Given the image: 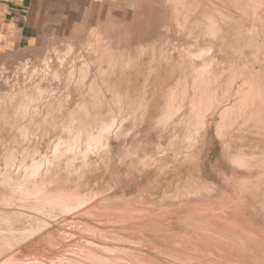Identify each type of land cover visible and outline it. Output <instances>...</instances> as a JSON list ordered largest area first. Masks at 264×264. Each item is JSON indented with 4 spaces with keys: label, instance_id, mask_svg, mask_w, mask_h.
<instances>
[{
    "label": "bare ground",
    "instance_id": "obj_1",
    "mask_svg": "<svg viewBox=\"0 0 264 264\" xmlns=\"http://www.w3.org/2000/svg\"><path fill=\"white\" fill-rule=\"evenodd\" d=\"M180 1L188 17L199 18L194 21L200 27L205 25L203 20L209 19L211 25L232 24L248 16L240 4L246 0ZM252 1L256 10L264 12V0ZM173 21L176 26L177 20ZM199 29L200 33L205 30ZM215 30L213 36L218 34ZM229 32L238 36L234 40L237 51L262 48L250 31L232 27ZM196 40L178 41L168 55L159 53L160 48L156 53L145 52L143 48L152 43L141 46L143 52L138 55L124 54V50L108 54L101 47L107 43H97L105 52L100 60L104 67L97 64L93 80L85 85L95 96L102 91L97 84L101 79L112 98L88 100L81 93L61 104L64 100L60 101L63 98L57 97L59 92L52 86L31 115L25 108L20 112L16 101L12 104L17 134L23 143L32 144L27 154L23 152L26 156L17 175L23 177L33 170L32 177L40 175L41 184L74 174L87 179L74 186L50 185L47 190L36 186L33 191L40 203L61 208L63 222L79 224L88 216L84 225L102 234V243L90 239L87 246H78L89 256L81 264H264V53H242V66L237 53L218 51L206 57V39ZM213 42L207 51L217 46ZM93 45L89 44L94 50ZM223 46L220 50L227 48ZM239 82L236 96L228 100ZM39 85L29 89L42 91ZM33 128L45 133L34 140ZM66 197L75 202L65 204ZM100 203L114 207L98 214ZM69 206L78 207L76 216L65 212ZM51 237L52 233L45 234L42 239ZM111 241L133 247L111 248Z\"/></svg>",
    "mask_w": 264,
    "mask_h": 264
},
{
    "label": "rangeland",
    "instance_id": "obj_2",
    "mask_svg": "<svg viewBox=\"0 0 264 264\" xmlns=\"http://www.w3.org/2000/svg\"><path fill=\"white\" fill-rule=\"evenodd\" d=\"M165 1L166 0H122L120 5L119 4L115 5L114 3L112 5H107L106 7L101 6L99 8H96L95 10H92L91 14H89L86 18L81 20V23L79 25L69 24L63 27L55 26L56 32L54 34H50L49 39L45 42H42L43 46H41L40 48L31 50L26 55H23V56H8V57L1 58V62H0L1 63L0 64V115H1L0 116V133H1L0 134V157H1L0 158V171H1L0 176L2 175L3 177H0V217H2L0 218L1 220L0 221V241H1L0 242V264H11V263L12 264H72L70 262H73L74 264H81L79 261H85L86 259H89V256L87 257L86 256L87 254L85 252L83 253L82 251H80L78 249V246H87L88 241L90 239L96 240L98 242H101L100 240L103 239L101 237L102 234L96 233L95 231L92 232L88 230L87 226L84 225L83 221L86 220L88 216H85L83 218L84 220L80 219L78 222L79 224H75L71 222H63V214L59 206L57 207L51 204H43L42 202L40 203V201H38L36 197H34V194H33L34 193L33 191L36 188V186L41 187V188L43 187L46 190L54 188L56 186L58 187L59 185H63L67 187L72 184V186H74L79 183L86 182L87 179L85 177H82V176L79 177L78 175L74 174L70 177V179H65V180H61L58 182L53 181V182H48L46 184H41L40 175L38 176L35 175L34 177H32L33 175H31V173H33V170L29 171L28 175L26 176L24 175L23 177H20L17 175L16 173L17 168L18 166L21 165L24 157L26 156L27 148H29V146L32 144H30L27 141L23 143L21 136L17 134L18 127L14 126V119H15L14 110L15 109L11 108L14 101L17 102L16 104H18L20 112H23V109L25 108L24 112L26 110L27 115H31L35 106H37L41 102L42 99H44L51 93L49 91H51L50 87L52 86H53L52 90L54 89L55 91L59 92L57 97H59V99L63 98V99H60V101L64 100L62 103L60 102L61 104H64L65 101H67V99L71 97L72 99H77V97L79 98V95L81 93L84 95V97L86 96L88 100L99 99V100L107 101V99L112 98L113 96L109 93H106L107 91L103 87L104 83H106L105 81L103 83L101 79L98 80L97 84L98 86H100L99 90L102 89V91H99V93L95 94V96L93 94L90 95L87 92L89 91V88L86 87L85 85V84L89 85V83L93 80V73L95 70H97L99 67L101 68L104 67V64H102L103 63L102 55L105 52L106 53L109 52L108 54H112V53L115 54L117 52L119 54L120 53L123 54V52H121L120 50L122 51L124 50V54L134 53L138 55L137 53L141 54L143 52V49L145 52L148 51V53H156L154 51H157L158 48H160L158 50V52L160 51L159 53L164 52L163 54H165L167 52L168 54H170L173 52L172 47H174V45L178 41L180 40L182 41L188 38L189 40L192 39V41H195L196 38L198 39L200 37V38H205L207 41L205 50H203L204 55L205 54L207 55L208 53V56L206 57H210L209 55H211V53L213 52L215 53L218 51H221V52L229 51L230 53H237L241 55L237 57V60L239 58V64L241 62L240 65L243 66L245 61H244V57L242 56V53H249L250 55L254 54L255 52L264 53V12H262L261 9L256 10L254 7L255 3L253 1L251 2V0H246L245 2H240V4H243L245 6L244 8L248 15L246 18L244 19L238 18L239 21L238 19H235L236 21L234 20V23L232 24L229 23L230 25L228 23L224 24L221 22H219L217 25H211L208 23L209 19L205 20L206 23L203 20L202 23L205 24V25L202 24L203 27L202 26L200 27L197 25V23H195V21L197 22V19H199L198 17L197 18L188 17L189 15H187L185 9L183 8L184 1L174 0L175 1L174 2L172 0L171 2V0H167L168 4ZM171 3L172 4L174 3L175 5H172ZM177 4L178 5L180 4L179 7H182L183 10L178 8ZM175 9H178V11ZM176 11L177 13L180 12L181 14L180 13L177 14ZM173 20H175V22L177 20L176 26L174 25ZM182 20H184L183 21L184 23H182ZM243 22H246V23H243ZM195 25H197V27ZM189 26L193 28H190ZM194 26L198 30H200L199 28L206 30L211 26L212 27V28L210 27V30L212 29L211 31L209 29L206 31L205 30L202 31L204 33L206 32L207 36L210 39L206 38L207 37L205 36L206 34L202 32L200 33V31L195 29ZM205 26H208V27H205ZM237 26H239L238 28L244 29L245 31H248V32L250 31L249 35L253 38H256L257 41L260 39L257 43L262 44V48L257 51L255 50L256 48H253V49L249 48V50L246 49V50L237 51L236 50L237 43L234 40L238 36L236 33L229 32V30L232 27L234 29H238ZM164 27H166L167 29L169 28L167 30L169 33L165 30L166 28ZM184 27L185 29L190 28L191 32L189 30H184ZM178 29L179 31H177ZM180 29H183V30H180ZM215 29L216 30L218 29V34ZM192 30L193 31L195 30V32H192ZM213 30L216 31L215 35H218V36L216 37L215 35L213 36L214 34ZM208 33H210L211 35H209ZM176 34H178V36ZM210 36H212L214 39H212V37ZM95 39L98 41L97 42L98 44L103 42L102 44L107 43L109 45L101 44L102 46L101 45L98 46ZM102 39L105 41H103ZM221 39H224V43L225 44L227 43L228 45L223 44V40ZM167 40H169L168 44H167ZM155 41H159V42H157L156 44ZM213 41L218 42V43H215L217 44V46L216 47L215 45L214 47L212 46V49H210L211 51L208 50L210 51L208 52L207 49L211 48V45H209V43L213 44L214 43ZM93 42L96 44L94 47V50L99 49L101 46L102 48H104V50L106 49L105 52L103 51L102 48H100L99 50L102 52H100L99 50L98 51L95 50V52L96 51L97 52L94 53V50H93L94 43ZM151 43L153 45L156 44L157 46L162 45V47H157L156 49L155 47L156 45L155 46L152 45L150 48H148L149 45L145 46L147 44L151 45ZM89 44L93 46H89ZM163 44H165L166 47ZM222 44L227 47L226 49L231 48L230 49L231 51L226 50V49L220 50V47L222 49V46H223ZM231 45L232 47L234 46L233 51H232V47H230ZM134 46L135 47L139 46V48L136 47L137 48L136 49ZM141 46L143 47L145 46L147 50H145L146 49L145 47L144 48L142 47L143 49H141ZM106 47L110 48L109 49L110 51H107L108 49ZM131 47H133L134 49ZM152 47L155 50H153ZM91 49L93 50V53ZM125 49H126V52H125ZM111 50L114 52H112ZM193 51H195V49H193ZM185 52H190V49H188V51L185 50ZM167 53L165 55H168ZM175 60L177 62L179 60L177 53L175 55ZM94 61L96 64L94 63ZM99 61L101 63H97ZM97 64L101 66L98 67ZM86 66L90 67V69L87 68ZM84 72H86L88 76H86V73ZM262 74L263 73H261V75ZM263 75L262 77L264 78ZM81 78L86 79V81L81 80ZM100 82L103 83V85ZM23 83H26V85ZM38 83H40L39 88H41L42 91H40L39 89L31 91L33 84H38ZM240 85H241V82H239V84L235 86V90L234 92L231 93L230 97L227 98L228 100L236 96V93L239 91ZM57 86L59 87V89ZM29 87L31 88L29 89ZM24 88L27 89L25 90L26 92L24 91ZM43 90H46V91H43ZM104 96L106 99L104 98ZM40 97H41V100H40ZM19 105H23V106H19ZM6 111H7L6 115L3 114V112H6ZM31 130L33 131L31 132H32V137L34 140L35 138L40 137L44 132L43 130L40 131L38 129L35 132L34 128ZM23 152L26 154H24ZM214 154H216V150L214 151ZM7 156L8 158L11 159L10 163L6 161ZM28 162L29 163L31 162V158H28ZM7 164L9 165V167H7ZM70 169L73 170V168H70ZM70 172H73V171H70ZM262 179L264 180V178ZM9 185L10 187H13V189H11ZM9 196L11 197V199L9 198ZM63 202H66L65 204L67 203L73 204L75 202V199L73 197H70V198L66 197V199L63 200ZM6 203H8L9 205H6ZM20 203L22 205H20ZM110 205L111 204H101L100 203L99 209L97 208L95 212L98 214L105 213L106 210H109L111 208V206L114 207L113 205L111 206ZM116 206L117 205H115V207ZM78 211L79 210L77 206H69L67 209H65L66 213L69 214L71 212L69 215L73 214V216H76L78 214ZM70 223H71V226H70ZM7 225L9 226L7 227ZM33 229L37 232V234L35 233ZM99 229H102V228L99 227ZM88 231H90L91 234ZM50 233H52L53 237L42 239L44 238L45 234H50ZM5 239L6 240L8 239V241H6ZM3 241L4 243H2ZM11 242L13 245L10 244ZM19 242H20V245H19ZM114 242L111 241V244H112L111 248L119 247V248L129 249V247H133L127 244L119 243L118 241H114ZM65 244H66V247L63 246ZM2 251H4V254H2ZM59 251L62 252L64 255L63 254H61V256L52 255V253H55V252L58 253ZM137 251L141 252L140 249ZM152 257L155 259H159L155 255H152ZM5 260H8L9 262Z\"/></svg>",
    "mask_w": 264,
    "mask_h": 264
},
{
    "label": "crops",
    "instance_id": "obj_3",
    "mask_svg": "<svg viewBox=\"0 0 264 264\" xmlns=\"http://www.w3.org/2000/svg\"><path fill=\"white\" fill-rule=\"evenodd\" d=\"M121 1L0 0V62L40 48L56 32L55 26L79 25L92 10Z\"/></svg>",
    "mask_w": 264,
    "mask_h": 264
}]
</instances>
